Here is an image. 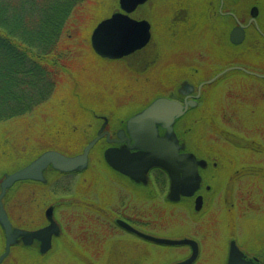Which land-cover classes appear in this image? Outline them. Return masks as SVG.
Segmentation results:
<instances>
[{
  "label": "rangeland",
  "instance_id": "obj_1",
  "mask_svg": "<svg viewBox=\"0 0 264 264\" xmlns=\"http://www.w3.org/2000/svg\"><path fill=\"white\" fill-rule=\"evenodd\" d=\"M252 2L243 0L238 8L244 9ZM212 9L206 0H149L131 14L151 24L149 46L132 56L110 60L93 51L90 38L102 20L120 11L119 0H83L61 36L63 70L48 99L31 114L0 123L1 183L8 174L46 151L66 156L81 154L92 139L102 135L99 128L112 130L113 137L157 98L187 95V86L195 87L197 92L203 82L236 67L205 85L199 105L174 124L180 148L199 157L214 153L224 166L222 179L215 183L216 202L212 206L208 195L206 208L212 207L204 210L211 226L191 221L199 217L184 204L173 207L167 202L166 195L171 196L173 191L171 181L160 185L156 180L159 176L152 173L149 179L145 177V186L114 171L105 161L107 145L100 138L89 155L86 170L61 174L48 168L42 182L23 181L9 188L4 204L14 228L41 229L51 223L46 213L52 209L59 232L49 253L41 254L37 242L31 247L15 246L4 264H85L78 253L92 254L108 264H139L138 247L143 243L156 251L169 250V255L155 264L184 256L183 246L150 244L123 231L122 222L144 229L129 219L134 211L137 216L152 214L165 237L204 234L203 229L209 228L211 236L205 245H226L230 234L235 235L238 244L240 187L239 182L236 184L238 171L234 170L241 159L251 161V165L264 164V158L254 154L264 151V77L245 71L264 73V40L251 31L243 45L233 44L229 24L213 18ZM261 27L264 30V6ZM241 188L252 190L253 203L264 200V177L243 182ZM141 191L146 204L142 195L139 198ZM122 202L127 204V211ZM260 214L254 211L250 217ZM228 222L236 223L232 233ZM3 230L0 224V256L5 249ZM82 230L88 231V237L101 240L93 245L84 243L79 236Z\"/></svg>",
  "mask_w": 264,
  "mask_h": 264
},
{
  "label": "water",
  "instance_id": "obj_2",
  "mask_svg": "<svg viewBox=\"0 0 264 264\" xmlns=\"http://www.w3.org/2000/svg\"><path fill=\"white\" fill-rule=\"evenodd\" d=\"M148 1L119 0L120 11L102 20L91 34V46L98 56L110 60H119L131 56L148 46L152 40L151 24L147 20H137L131 17L132 13ZM254 17H256L255 14ZM244 38L245 30L243 28L235 29L231 33V41L234 44L242 43ZM235 68H228L211 80L202 83L198 88V94L191 100L186 97L184 102H181L167 97H160L141 113L130 118L127 122L129 136L125 138V131H120L118 140L122 142L127 139L129 143L133 140L134 144L130 148L137 146L139 147L138 151L133 152L128 148L119 147L109 148L105 152L107 163L116 171L135 180L142 179L150 164H160L168 171L172 183L175 185V189L172 191L173 198L177 199L179 195L192 196L201 181L196 157L187 152L180 154L176 137L159 136L157 127L161 125L168 135L173 133V123L177 118L185 115L190 106L197 103L196 99L200 97L203 85L213 82L222 74ZM193 90L194 88H190V92H193ZM101 137L102 135L94 138L81 154L75 156H66L54 150L46 151L30 164L8 174L3 179L0 183V222L4 228L6 241L5 251L0 256V264L9 256L12 246L18 242L19 238L26 246H30L34 243V240L41 241L40 249L42 253H45L51 249L53 236L59 232L58 224L52 217V209L47 210L46 213L51 221L49 225L34 231L14 228L3 202L7 190L18 182L43 181L45 179L44 173L49 167L65 173L85 168L90 151ZM200 164L204 165L205 162ZM201 207L202 197H199L196 201V210L199 211ZM121 224L131 228L127 223L122 222ZM146 237L156 243L166 245L192 243L188 239ZM192 259L194 257L178 264H189L193 261ZM229 264H238V247L236 243L232 244Z\"/></svg>",
  "mask_w": 264,
  "mask_h": 264
},
{
  "label": "flooded vegetation",
  "instance_id": "obj_3",
  "mask_svg": "<svg viewBox=\"0 0 264 264\" xmlns=\"http://www.w3.org/2000/svg\"><path fill=\"white\" fill-rule=\"evenodd\" d=\"M206 1L210 3L211 7L213 8L212 14H211L212 17L218 19L220 22L221 21L227 22L229 24V28L231 29L230 36H229L230 40H231L232 31L238 28H243L245 30V38L243 42L238 45H243V43L247 41L251 31H254L256 36H259L260 38L264 40V32L262 31V27H261V16H262V9L264 6V0H253V2L250 3L244 9L238 8L239 4L243 0H206ZM254 14L256 15V17H254ZM254 75L264 77V73L263 74L255 73ZM202 92H203V89H202ZM202 92L200 94V97L196 99L197 104H195L193 107H190L189 110L199 105L203 97ZM197 94H198V90L196 92V88L194 87V92L188 93L184 98H176V99L184 101L186 97H189V100H191ZM157 128H158L159 136L161 137L168 136L169 138H172L173 136H175L177 139L176 144H178V147H179L180 144L178 141V136L175 132L176 130L175 127L173 130V133L169 135L167 134V131L162 128L161 125H158ZM100 130L101 128H99L98 133L100 132L102 134H105V136H103L101 140H105L104 142L107 145L106 150L112 147H119V148H128L133 152L138 151L139 147L137 146L130 148L134 144L133 140H131L130 143L127 141V139L120 142L118 140L119 132H117L112 137V134H111L112 130L110 131H105V130L100 131ZM124 131H125L124 137L127 138L129 136L127 127ZM106 133L110 134L109 137L106 136L107 135ZM97 144L95 145V147L97 146ZM185 152L193 154L198 161V170H199V174L201 178L200 184L192 196L186 197V196L179 195L177 199H174L173 195L169 197L168 194L166 193L167 202L171 203L173 207H179L180 203L184 204L185 208L195 211L196 215H198L197 217H199V219L197 220L193 219L191 221H195V223H198V222L201 223L200 221H202L201 224L203 225V227L207 225L211 226L212 221L206 220L204 217L206 214L205 211L208 208L212 207L216 202V197L218 195L216 188H218V186H216L215 183L218 180L222 179L221 177H222V173L224 170L223 168L224 166L221 165L216 160V157L213 156L214 153L213 155L209 157H199L195 152L191 150H184L182 148L179 149L180 154L185 153ZM254 154H258L260 155V158H264V151L260 150L259 152H256ZM104 157H105V152H104ZM212 157H214V159H210ZM246 161L247 159H241V161H238V166H236L234 170V171H238V181L236 182V184L238 185V182H239L238 187H240V189L238 188V197H239L238 199V244L235 242V235L230 234L228 243L226 245H222L220 243L213 244L210 246L205 245L204 242L211 236V233H210L211 229L209 228L203 229V231L205 232L204 234H192L191 236H183L182 238L165 237L164 235L160 234L161 232L160 229H162V227L158 225L155 219L151 218L152 214H147V215L144 214L141 216H137L135 214V211L132 214L135 217L133 216V217H130L129 219L132 222L138 223L140 226H143L144 229L137 230L136 228L132 227L130 224L127 223L132 228L131 229L120 223V226H122L123 228L122 230L139 237L141 240L145 242L148 241L150 242V244L154 243V244L160 245L159 243H156L150 240L146 236L155 237V238L179 239V240L188 239L192 241V243L186 244V245L161 244V246L163 247L167 246V248H169L168 246H178L177 248H182L181 246H183V250H184L183 253L185 254L179 260L171 261V262H159L156 264H178L181 262L188 261L192 257H194V259H192L193 261H191L189 264H229L233 243H236L238 247V264H264V200L260 201V203H253L252 202L253 201L252 190L248 188H241L243 182L252 183V181L256 179L257 177H264L262 174L263 170H261L262 168L264 169V164L260 166H256V165H251L250 163L251 161L249 162L248 161L246 162ZM201 162H205V164L202 165L200 164ZM147 170L144 173V176L142 177L141 180H135L131 177L125 176L124 174H121V175L131 178V180L133 179V181L138 182L137 184H140V185L144 184L146 186L148 185L147 180H146L147 177L149 179L151 174L155 173L157 176H159V177H156V180L158 181L160 185L161 183H164L166 181H169V182L171 181V185L173 184V187H174L173 191H174L175 185L174 183H172L170 174L160 164H154V165L150 164ZM210 179H213V180L208 181ZM141 195L143 196L142 199L144 201L145 194L142 191L140 192L139 198L142 197ZM208 195H210L212 206L206 208L209 202ZM199 197H202V207L199 211H197L196 201ZM229 203H231V205L235 207L233 202H229ZM144 204H146V201H144ZM120 205H122L123 208L125 207V205L127 206V204L123 202ZM127 209H128V206L125 208V211H127ZM254 211L255 212L260 211L262 214L250 217V214H252ZM175 213L177 214V212ZM229 219L230 221L232 220L234 222L232 217L229 216ZM149 222H153V224ZM48 223L49 222H47V224ZM103 225L108 228L107 223ZM235 225L236 223L233 224V223L228 222V228L231 229V233L233 232V227ZM117 229L118 227L115 230ZM87 233H88L87 230H82L79 234L80 240L84 241V243L93 245L97 241L101 240V238L97 236L88 237ZM56 236L57 235L53 236L52 246H53V240ZM114 239L118 240L120 243L122 241V240H119L118 238H114ZM37 242L42 243L41 241H37ZM138 249L140 253L139 264H155L157 260H161L162 256L166 257L167 255H169L168 254L169 250H165L164 252H161L163 249L156 251L154 247L149 246L146 243L140 244ZM51 250L52 249L47 251V253H49ZM77 255L82 259V261L85 264H108V262L105 260L100 261L99 259H95L92 256V254L89 255L88 253H82V254L78 253ZM6 260L3 262V264L6 262Z\"/></svg>",
  "mask_w": 264,
  "mask_h": 264
},
{
  "label": "trees",
  "instance_id": "obj_4",
  "mask_svg": "<svg viewBox=\"0 0 264 264\" xmlns=\"http://www.w3.org/2000/svg\"><path fill=\"white\" fill-rule=\"evenodd\" d=\"M82 2L0 0V123L31 114L48 99L63 70L61 36Z\"/></svg>",
  "mask_w": 264,
  "mask_h": 264
},
{
  "label": "bare ground",
  "instance_id": "obj_5",
  "mask_svg": "<svg viewBox=\"0 0 264 264\" xmlns=\"http://www.w3.org/2000/svg\"><path fill=\"white\" fill-rule=\"evenodd\" d=\"M262 31L264 32V30H262ZM232 68H235V67H232ZM235 69H237V68H235ZM220 73H221V72H220ZM254 73H255V72H254ZM224 74H225V73H224ZM224 74H222V75H224ZM217 75H218V74H217ZM217 75H216V76H217ZM222 75H221V76H222ZM216 76H215V77H216ZM221 76H219L218 78H220ZM218 78H217V79H218ZM4 251H5V249H4ZM4 251H3V252H4Z\"/></svg>",
  "mask_w": 264,
  "mask_h": 264
}]
</instances>
